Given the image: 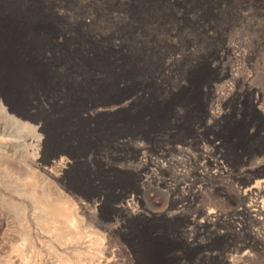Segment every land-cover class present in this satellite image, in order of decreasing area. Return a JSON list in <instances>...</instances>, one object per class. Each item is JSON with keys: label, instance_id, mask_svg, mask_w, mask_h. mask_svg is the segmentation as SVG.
Masks as SVG:
<instances>
[{"label": "rangeland", "instance_id": "1", "mask_svg": "<svg viewBox=\"0 0 264 264\" xmlns=\"http://www.w3.org/2000/svg\"><path fill=\"white\" fill-rule=\"evenodd\" d=\"M76 1L0 0V71L17 70L37 175L76 218L38 210L32 248L0 202V264H264V0ZM141 3L163 12L146 30ZM64 60L89 77L47 96L36 71Z\"/></svg>", "mask_w": 264, "mask_h": 264}, {"label": "bare ground", "instance_id": "2", "mask_svg": "<svg viewBox=\"0 0 264 264\" xmlns=\"http://www.w3.org/2000/svg\"><path fill=\"white\" fill-rule=\"evenodd\" d=\"M76 2L78 3V6H87L89 3L88 0H77ZM149 6L144 3L136 4L132 7V13H130L131 15L140 18V24L138 23V26L139 28H145V30V20L142 19H146L152 15L154 16V12H156L155 14L159 17L160 13H163L161 10L157 9L156 11L154 10L153 12H150V9L147 10ZM93 18L95 17L93 16ZM86 25L88 24L86 23ZM132 27H137V25L133 24ZM145 30L144 32L146 33ZM140 32L143 34V30ZM129 39L132 40L130 37ZM106 60L108 59H105L104 61ZM104 61L96 63V66H94L95 68L92 71L103 72L105 69L103 64ZM64 64L65 65L62 66V69L60 66L58 73L54 71V69H50L43 65H40L39 69L36 71V75L39 79L38 81L40 85L44 87V93L47 96H57L51 87L52 84L55 85L56 80L57 83L60 81L63 82L62 80L65 71L77 69L79 73H83L82 68H79L76 61L69 62L64 60ZM35 65L36 64H31L30 68ZM133 72L134 70L130 68V70L127 69L123 72V75L128 76ZM17 73L16 69L0 71V202L5 203L10 207L14 214V223L26 232L25 237L28 245L35 248L36 240L34 238L33 230L34 224L38 222L36 212L41 210L47 214L48 219L45 226L62 228V226L65 225V227H67L65 222L68 223L70 221L73 224L76 223V218L74 216L75 203L71 198L64 196L57 189L44 186V183L41 182L37 175L34 158L39 156L40 153L43 140L42 135L40 134L42 127L37 123L36 116L27 110L28 108L26 109V105L22 102L23 91L19 85ZM82 75L87 78L89 77L87 72H84ZM101 109L104 111L110 110V108ZM111 109H115V107L111 106ZM99 110L96 112L98 113ZM22 149H26V152L23 153ZM22 167H25L27 172L26 174L24 173L25 176L23 177V180H20L18 174L21 172ZM3 172L4 175L2 176ZM4 177H7L8 180H5ZM6 183L9 185L10 194H5L1 189V187L6 186ZM259 192L261 196L256 206L260 209L264 207V187L261 185L259 186ZM17 195L25 196L29 201L21 203ZM61 230H59L60 233L62 232ZM69 236H66L68 240L71 239ZM97 243L99 244L100 241ZM24 255L25 254L21 253V257L29 261L30 257L27 259ZM249 257L251 259L254 256ZM63 261L64 259L61 261V264ZM25 262L26 261H24V263ZM33 263L34 262H32V264ZM26 264H30V262H27ZM98 264L103 263L100 262ZM106 264H109V261H107Z\"/></svg>", "mask_w": 264, "mask_h": 264}]
</instances>
